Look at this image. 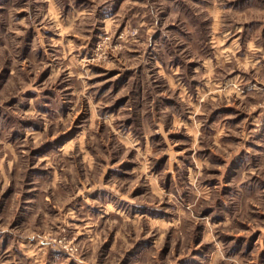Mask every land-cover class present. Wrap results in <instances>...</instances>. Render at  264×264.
I'll use <instances>...</instances> for the list:
<instances>
[{
  "label": "rangeland",
  "instance_id": "rangeland-1",
  "mask_svg": "<svg viewBox=\"0 0 264 264\" xmlns=\"http://www.w3.org/2000/svg\"><path fill=\"white\" fill-rule=\"evenodd\" d=\"M212 5L264 17L0 0V264H264V70L224 63Z\"/></svg>",
  "mask_w": 264,
  "mask_h": 264
},
{
  "label": "crops",
  "instance_id": "crops-1",
  "mask_svg": "<svg viewBox=\"0 0 264 264\" xmlns=\"http://www.w3.org/2000/svg\"><path fill=\"white\" fill-rule=\"evenodd\" d=\"M242 3H236L234 8L235 11L243 13L248 12V9H243ZM226 9L224 7L215 5L207 8L208 14L211 15L212 19L210 27V41L213 44V40L218 42L217 46H221L220 52L224 55V63L232 62L235 64V70H244V68L251 69L253 71L264 70V17L260 19H253L252 23L249 24L243 22L237 25L235 29H228L221 31L223 24V14ZM212 14H215L214 16ZM225 34V35H223ZM219 38L222 39L220 42ZM239 69V70H238ZM258 76V75H257ZM256 83L260 81L256 80Z\"/></svg>",
  "mask_w": 264,
  "mask_h": 264
}]
</instances>
